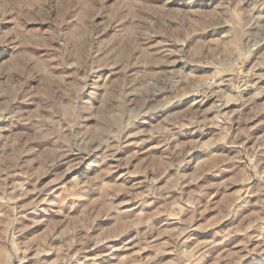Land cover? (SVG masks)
<instances>
[{
	"label": "rangeland",
	"instance_id": "obj_1",
	"mask_svg": "<svg viewBox=\"0 0 264 264\" xmlns=\"http://www.w3.org/2000/svg\"><path fill=\"white\" fill-rule=\"evenodd\" d=\"M0 264H264V0H0Z\"/></svg>",
	"mask_w": 264,
	"mask_h": 264
}]
</instances>
